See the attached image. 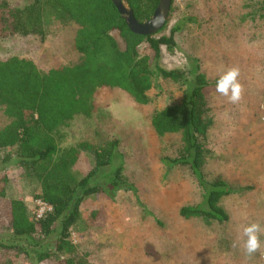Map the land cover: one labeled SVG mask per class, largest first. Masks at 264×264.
Segmentation results:
<instances>
[{
    "label": "rangeland",
    "instance_id": "374dc122",
    "mask_svg": "<svg viewBox=\"0 0 264 264\" xmlns=\"http://www.w3.org/2000/svg\"><path fill=\"white\" fill-rule=\"evenodd\" d=\"M24 6L31 0H9ZM247 0H174L165 29L155 36L171 38L173 47L160 46V65L165 70L188 72L191 60L210 83H216L229 67H238L243 96L238 104L216 91L210 92L213 126L208 134L210 157L203 173L207 179L220 175L232 194L221 201L228 215L226 224L186 220L179 209L201 200V191L185 168L166 171L160 163L179 147L178 136L158 138L150 116L181 100L178 86L160 82L150 93V103L137 105L124 92L101 88L93 114L75 117L62 131L63 146L78 142H118L124 159L127 188L109 202L104 196L86 198L80 207V222L71 239L90 264H264V231L260 251L248 257L240 246L243 226L258 222L264 228V25L248 14ZM43 41L37 37L0 38V61L9 57L32 60L42 71L77 64L73 48L75 26L50 23ZM174 30V31H173ZM146 45L140 47L143 53ZM224 56V57H223ZM9 120L0 107V129ZM0 179L9 199L22 200L38 219L43 205L34 199L36 185L22 179V171L1 163ZM90 159L82 154L77 172L85 173ZM100 214L92 225L91 214ZM105 222L104 224L101 222ZM10 239L0 231V240ZM0 262L31 264L14 251L0 250Z\"/></svg>",
    "mask_w": 264,
    "mask_h": 264
},
{
    "label": "trees",
    "instance_id": "16d2710c",
    "mask_svg": "<svg viewBox=\"0 0 264 264\" xmlns=\"http://www.w3.org/2000/svg\"><path fill=\"white\" fill-rule=\"evenodd\" d=\"M122 1L140 24L152 17L159 3ZM173 4L174 0L170 11ZM246 9L243 19H257L264 25V0H247ZM168 21L169 17L159 33ZM53 22L76 27L73 48L80 56L77 64L42 71L29 59L13 56L0 61V107L9 120L0 129L1 163L19 167L22 179L39 188L34 199L50 207L37 219L22 200L7 198L0 187V231L10 237L0 240V250L14 251L31 264H90L85 254L76 251L71 233L81 220L80 207L86 198L102 195L111 202L116 192L127 188L124 159L116 140L63 146L62 130L75 117L93 114L101 88L120 90L140 106L150 103V93L159 90L162 81L180 88L178 103L150 116L158 138H179L176 154L162 157L160 163L166 171L187 169L201 191L198 203L179 209L181 218L226 224L228 215L221 201L232 189L222 176L207 179L203 173L211 156L209 93L216 91V83L200 72L198 61L191 60L188 72L163 69L160 46L173 47L172 39H156L159 33L133 34L110 0H31L21 7L0 0V38L37 37L43 41ZM82 154L91 163L85 173L77 172ZM5 182L6 178L0 179V184ZM99 216L96 211L91 214L92 225H97Z\"/></svg>",
    "mask_w": 264,
    "mask_h": 264
},
{
    "label": "clouds",
    "instance_id": "9594fccd",
    "mask_svg": "<svg viewBox=\"0 0 264 264\" xmlns=\"http://www.w3.org/2000/svg\"><path fill=\"white\" fill-rule=\"evenodd\" d=\"M240 71L238 67H229L219 75L216 80V92L226 97L229 103L238 104L243 96V86L239 82ZM264 228L258 222H252L242 229V235L233 243V247L242 240L240 246L243 248L246 256L251 257L260 251L262 244L260 234Z\"/></svg>",
    "mask_w": 264,
    "mask_h": 264
},
{
    "label": "water",
    "instance_id": "95a60500",
    "mask_svg": "<svg viewBox=\"0 0 264 264\" xmlns=\"http://www.w3.org/2000/svg\"><path fill=\"white\" fill-rule=\"evenodd\" d=\"M110 1L113 3L126 26L133 34L139 36H154L165 26L169 17L172 0H159L152 17L148 21L141 24L135 20L132 11L122 0Z\"/></svg>",
    "mask_w": 264,
    "mask_h": 264
},
{
    "label": "built area",
    "instance_id": "2783aa9c",
    "mask_svg": "<svg viewBox=\"0 0 264 264\" xmlns=\"http://www.w3.org/2000/svg\"><path fill=\"white\" fill-rule=\"evenodd\" d=\"M38 205H43V208L41 209V211H44V209H45L46 211H50V207L47 206L46 204L42 203L41 201L38 202ZM44 213H45V212H40L38 218H41L42 215H43Z\"/></svg>",
    "mask_w": 264,
    "mask_h": 264
},
{
    "label": "bare ground",
    "instance_id": "6f19581e",
    "mask_svg": "<svg viewBox=\"0 0 264 264\" xmlns=\"http://www.w3.org/2000/svg\"><path fill=\"white\" fill-rule=\"evenodd\" d=\"M224 57V56H223Z\"/></svg>",
    "mask_w": 264,
    "mask_h": 264
}]
</instances>
